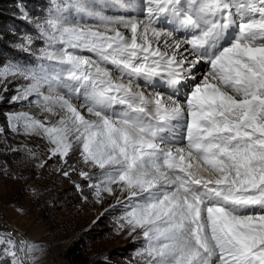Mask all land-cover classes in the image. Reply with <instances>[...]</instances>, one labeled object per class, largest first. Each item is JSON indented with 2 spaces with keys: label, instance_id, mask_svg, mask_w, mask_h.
I'll use <instances>...</instances> for the list:
<instances>
[{
  "label": "snow or ice",
  "instance_id": "6c2138e0",
  "mask_svg": "<svg viewBox=\"0 0 264 264\" xmlns=\"http://www.w3.org/2000/svg\"><path fill=\"white\" fill-rule=\"evenodd\" d=\"M117 8L134 10L105 14ZM37 28L18 46L45 40L42 63L0 82L58 119L9 113L12 131L102 170L89 187L126 196L118 227L141 230L146 264H264V0H67ZM36 250L0 233V264Z\"/></svg>",
  "mask_w": 264,
  "mask_h": 264
},
{
  "label": "rangeland",
  "instance_id": "374dc122",
  "mask_svg": "<svg viewBox=\"0 0 264 264\" xmlns=\"http://www.w3.org/2000/svg\"><path fill=\"white\" fill-rule=\"evenodd\" d=\"M66 2L33 0L19 4L21 28L19 32L13 30L10 33L7 48L25 56L33 51L40 53V49L47 46L42 39H36L30 51L22 50L18 45L28 35L37 36V25L43 24L56 7ZM124 2L141 4V0ZM111 10L118 15L134 9ZM83 54L96 59L88 52ZM43 63L47 66L51 62ZM9 65L0 55V70ZM52 67L56 66L53 64ZM21 82L11 76L0 82V107L4 110L0 112V127L5 128L0 134V212L16 226L17 239L36 246L37 250L31 254L35 259L29 260L28 264H146L145 259L137 255L144 247L141 230L129 234L128 227H118L128 209L126 196L103 194L97 198L95 190L89 187L101 178L102 170L85 165L78 150L70 153L67 164L59 156L48 159L51 145L46 139L38 135L26 136L9 127L7 114L15 112H28L40 119L47 117L51 122L58 119L43 112L35 97L13 101ZM155 90L162 91L160 88ZM62 91L58 90L59 94L65 95ZM25 148L34 151L39 159L30 156ZM44 160L47 163L40 167ZM62 171H69V175L64 176ZM80 171H89L92 179L81 177Z\"/></svg>",
  "mask_w": 264,
  "mask_h": 264
},
{
  "label": "trees",
  "instance_id": "16d2710c",
  "mask_svg": "<svg viewBox=\"0 0 264 264\" xmlns=\"http://www.w3.org/2000/svg\"><path fill=\"white\" fill-rule=\"evenodd\" d=\"M28 1L33 0H0V55L6 58L12 59H26L27 62L33 63V56L16 54L7 48V44L10 40V33L13 30L20 31L21 28V12L19 10V4H26ZM3 112V108L0 107V112ZM83 263V261H81Z\"/></svg>",
  "mask_w": 264,
  "mask_h": 264
},
{
  "label": "built area",
  "instance_id": "2783aa9c",
  "mask_svg": "<svg viewBox=\"0 0 264 264\" xmlns=\"http://www.w3.org/2000/svg\"><path fill=\"white\" fill-rule=\"evenodd\" d=\"M10 232L14 236L17 234V228L14 224H11L3 212H0V233Z\"/></svg>",
  "mask_w": 264,
  "mask_h": 264
},
{
  "label": "bare ground",
  "instance_id": "6f19581e",
  "mask_svg": "<svg viewBox=\"0 0 264 264\" xmlns=\"http://www.w3.org/2000/svg\"><path fill=\"white\" fill-rule=\"evenodd\" d=\"M140 3H142V0H141V2ZM106 10V13L105 14H107V15H114L113 13H111V9H105ZM84 53H86V52H84ZM93 59H94V57H93ZM206 69V67L205 66H201V72H204V71H206L205 70ZM151 91V90H150ZM62 92H64V91H62ZM62 92H60V93H62ZM54 93V92H53ZM56 94V93H55ZM66 94V93H65ZM53 95V94H52ZM60 95H63V94H60ZM73 103H76V104H80L81 102H78V101H74L73 100ZM178 139V138H177ZM179 140V139H178Z\"/></svg>",
  "mask_w": 264,
  "mask_h": 264
}]
</instances>
